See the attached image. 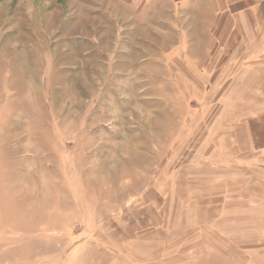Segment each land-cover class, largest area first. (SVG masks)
<instances>
[{"label": "rangeland", "instance_id": "rangeland-1", "mask_svg": "<svg viewBox=\"0 0 264 264\" xmlns=\"http://www.w3.org/2000/svg\"><path fill=\"white\" fill-rule=\"evenodd\" d=\"M123 1L0 0V264H264L225 155L247 45L213 68L193 12Z\"/></svg>", "mask_w": 264, "mask_h": 264}, {"label": "crops", "instance_id": "crops-1", "mask_svg": "<svg viewBox=\"0 0 264 264\" xmlns=\"http://www.w3.org/2000/svg\"><path fill=\"white\" fill-rule=\"evenodd\" d=\"M125 1L130 7H134V1L124 0L123 2ZM167 1L177 3L173 8L176 11L193 12L192 15H187L194 24L190 35L198 36L201 33L200 29L211 27L210 34L213 40L206 41L213 42V45H229L225 52L213 49V68L217 66L218 57L222 59L224 54L225 59L234 61L233 45L239 43L247 45L243 48L240 58L243 61L241 78L238 80L240 94L232 93L227 97V107L242 108L241 115L236 117H240L237 123L240 124L241 131H227L225 140L232 142L225 144V155L227 158L231 156L240 159L247 170L253 168L264 176V0ZM202 22H204L203 25ZM252 44H256L257 47L253 48V51H246ZM234 128L238 129L237 126ZM260 181L264 184V179ZM236 200L241 201L237 203H241L242 209L248 210V214L243 212L239 215L240 218L237 215L239 219L264 220V212H260L264 210V200L259 197H251V199L242 197ZM249 209H257L259 212L250 215ZM226 214L231 216L228 212ZM234 217L231 216V219Z\"/></svg>", "mask_w": 264, "mask_h": 264}]
</instances>
